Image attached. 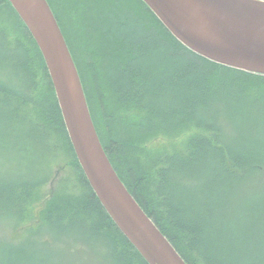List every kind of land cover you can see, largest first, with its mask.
Returning a JSON list of instances; mask_svg holds the SVG:
<instances>
[{
  "label": "trees",
  "instance_id": "16d2710c",
  "mask_svg": "<svg viewBox=\"0 0 264 264\" xmlns=\"http://www.w3.org/2000/svg\"><path fill=\"white\" fill-rule=\"evenodd\" d=\"M48 2L114 168L185 261L264 264V75L194 52L144 0ZM0 3L20 28L0 25V264H150L93 190L37 41Z\"/></svg>",
  "mask_w": 264,
  "mask_h": 264
},
{
  "label": "water",
  "instance_id": "95a60500",
  "mask_svg": "<svg viewBox=\"0 0 264 264\" xmlns=\"http://www.w3.org/2000/svg\"><path fill=\"white\" fill-rule=\"evenodd\" d=\"M188 48L264 75V0H144ZM46 60L79 162L101 203L150 264H188L114 168L80 73L48 0H10Z\"/></svg>",
  "mask_w": 264,
  "mask_h": 264
},
{
  "label": "rangeland",
  "instance_id": "374dc122",
  "mask_svg": "<svg viewBox=\"0 0 264 264\" xmlns=\"http://www.w3.org/2000/svg\"><path fill=\"white\" fill-rule=\"evenodd\" d=\"M5 5L0 3V25H5L8 27L11 36L19 37L20 36V28L17 23L16 16L13 13L4 7ZM123 125H119L116 127V135L119 136L121 133ZM56 182H50L47 187L45 193L48 194L54 190Z\"/></svg>",
  "mask_w": 264,
  "mask_h": 264
}]
</instances>
